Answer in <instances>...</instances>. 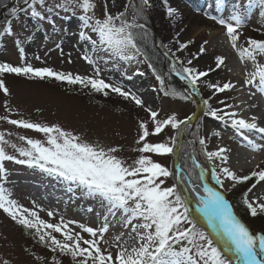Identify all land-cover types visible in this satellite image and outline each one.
Here are the masks:
<instances>
[{
  "label": "snow or ice",
  "instance_id": "obj_1",
  "mask_svg": "<svg viewBox=\"0 0 264 264\" xmlns=\"http://www.w3.org/2000/svg\"><path fill=\"white\" fill-rule=\"evenodd\" d=\"M252 6L250 2L249 7ZM124 7L126 11L113 15L105 6L102 17H97L94 0H53L51 4L47 0H16V6L9 9L12 19H9L0 30V38L16 35L12 20L18 18V13L23 12L34 20H48L52 23L49 14L63 10L73 15L79 13L78 19L84 29L79 31V39L90 42L93 52H101L110 58H118L122 61H133L143 57L146 62L148 57L141 43H147L148 32L145 24L138 21L146 19V9L151 7L150 0H139V4L130 0ZM164 7L167 17L175 21L178 17V9L169 6L167 0H164ZM217 7H220L219 3ZM259 7L260 16L264 17V0H259ZM205 15L225 30L228 42L241 61L253 63L254 69L245 72L243 78V87L249 89V98L257 94L264 96V62L257 60L258 57L264 58V40L249 37L246 46H238L237 41L242 34L240 29L243 28L246 17L236 9H233L226 18L207 13ZM176 35L179 37L180 33ZM175 43L178 45L176 51H172L167 44L161 45L167 49L164 55L169 56L171 53V57L174 58L169 66V73L165 75L169 78L170 74L179 77L187 85L185 91L188 94L172 87L165 88L164 76L158 73L151 63H148V68L159 82V91L165 97L189 100L192 94L200 95L198 85L203 82L202 78H206L209 72L220 69L225 64V58L220 55L215 56V69L210 67L202 71L192 66L193 60L206 53L205 45L208 42L201 44L198 52L191 54L192 58L186 62L176 53L186 50L192 41L180 42L176 39ZM15 46L19 53L20 64L14 66L7 62L0 63V76L14 74L30 80L51 78L70 85H81L93 93L104 96L113 93L125 101L132 102L137 108L143 109L147 113V118L141 119L138 123L136 140L138 147L135 151L139 155L129 164L119 156L121 151L119 147L88 142L59 125L0 117L17 128L32 130L43 135L42 140L19 136V140L25 146H18L0 132V180L6 178L5 162L11 161L39 169L49 176L68 182L70 189L75 186L88 195L106 202L107 210L112 216L117 212L121 213L123 227L130 229L129 235L133 241L131 245L117 244V251L113 254L101 247L103 235L108 230L107 225L98 231L93 227L80 225L81 231H73L69 226L71 222L48 223L39 218L36 211L24 208L16 200L11 199V193L0 184V210L3 213L24 229L31 230L33 238L52 253L71 257L73 264H231L224 255L225 252L231 253L240 264H264V230L253 234L218 191L205 184L201 193L196 185H190L196 194V212L210 229L209 232L199 228L197 222L190 218L188 203L177 191L175 184L171 187L163 186L165 179L172 173L148 154L164 156L173 152V147L167 143H149L147 138L150 135L160 134L168 126L172 129H181L182 125H187L192 120V116L179 120L173 114L160 119L158 112L146 107L139 96L117 84L106 82L100 78L98 71L93 77L56 71L51 67H35L28 62L25 48L19 39L15 41ZM56 48H60V45L57 44ZM82 58L89 64L94 63L87 54ZM36 59L39 60L40 57L36 56ZM205 86L211 90L208 99L202 101L206 107L205 115L230 126L247 140L253 151H264V143H256L248 139V134H259L264 140V126L260 125L257 116L244 118L236 111L213 108L209 103L218 93L234 90L235 84L226 81L206 83ZM0 92L5 96L10 94L3 79H0ZM220 103L226 109L233 107L224 101ZM149 124H151V132ZM214 135L219 136V133L216 132ZM172 139L175 143V137ZM199 144L203 149L205 140L200 138ZM8 148L18 153L20 158L16 154H10ZM226 151L220 148L204 154L210 163L219 159L223 165L228 161ZM192 163L195 168H200L194 156ZM219 172L224 178L233 182L234 186L250 183L251 186L243 193L242 203L250 216L264 214V201L249 198V194L258 185L264 184V167L245 175H240L226 166H221ZM212 176L218 184L223 185L224 181L216 167L212 168ZM202 178L203 170L200 174V179ZM48 216L52 217L53 213L49 211ZM81 232L88 234L90 238H85ZM55 234H59L62 238H58ZM2 264L8 262L3 261ZM52 264H60V261L54 257Z\"/></svg>",
  "mask_w": 264,
  "mask_h": 264
},
{
  "label": "rangeland",
  "instance_id": "obj_2",
  "mask_svg": "<svg viewBox=\"0 0 264 264\" xmlns=\"http://www.w3.org/2000/svg\"><path fill=\"white\" fill-rule=\"evenodd\" d=\"M47 2L51 4L53 0H47ZM94 2L96 16L102 17L105 6L111 14L115 15L126 11L124 6L130 0H94ZM131 2L139 4V0H131ZM167 2L169 6L178 9V17L175 21L167 17L164 0H150L151 7L146 9V19L138 21L145 24L148 32L147 43L142 44L148 52L151 51L145 46L151 44L155 52L159 53L162 58L160 66L152 63L151 57L145 50L148 57L146 62L143 57L133 61H122L118 58H110L101 52H93L90 42L79 39V31L84 30L78 19L79 13L73 15L63 10H56L49 14L52 23L48 20H34L23 12L18 13V18L12 20L16 35L0 38V63L7 62L14 66L20 64L19 53L15 46V41L19 39L25 48L28 62L35 67H51L56 71L93 77L98 71L100 78L106 82L117 84L139 96L146 107L158 112L160 119L173 114L179 120L192 116V120L187 125H182L181 129H172L168 126L160 134L150 135L147 138L149 143H167L173 147V152L164 156L148 154L150 158L161 163L172 173L165 179L163 186L171 187L175 184L177 191L188 203L190 218L197 222L199 228H203V219L196 212V194L190 185H196L202 193V187L206 184L218 191L231 204L234 213L253 234H258L264 230V214L252 217L242 203L243 193L251 184L234 186L233 182L224 178L222 174L220 176L224 183L218 184L212 176L213 167L209 166L206 159L204 161L202 157L199 139L203 138L202 136L208 137L209 132L217 126L224 127L223 122L205 115L206 107L202 101L211 95V90L207 89L205 84L223 83L227 77L230 78L233 75H237L238 81L243 84L242 73L254 69L251 61H241L228 42L225 30L213 20L208 19L205 13L226 18L233 9L238 10L246 19L243 28L240 29L242 34L237 44L246 46V40L249 37L264 40V17L260 16L259 0H167ZM250 2L253 4L252 7H249ZM12 6H16V0H0V30L9 19H12L9 15V9ZM21 7L26 6L21 5ZM128 13L131 18L130 10ZM178 32L179 37L176 35ZM93 38H95L94 35ZM176 39L180 42L192 41L186 50L176 53L185 62L192 58L191 54L198 52L201 44L208 42L205 45L206 53L193 60L192 66L199 70L203 71L210 67L215 69L214 58L217 55L225 58V64L213 71L216 74L214 77L202 78L203 82L198 85L200 95L192 94L189 100L165 97L159 91V82L148 68V63H151L157 72L164 76L165 88L172 87L188 94L185 91L187 85L179 77L170 74L169 78L165 75L169 73V66L174 58L171 57V53L165 56L164 52L167 49L161 45L167 44L172 51H176L178 47L175 43ZM57 44L60 48H56ZM85 54L91 56L93 64L87 63L82 58ZM36 56L40 59L37 60ZM202 59L204 60L201 61ZM257 60L264 62L262 57H258ZM200 63L202 65H199ZM172 78H176L181 86L173 87ZM0 79L4 80L10 93L5 96L0 92V117L7 116L9 119L59 125L88 142L119 147L121 149L119 156L129 164L138 157L139 153L135 151L138 147L136 144L138 123L141 119L147 118V113L137 108L132 102L125 101L113 93L104 96L93 93L81 85H70L51 78L30 80L14 74H4L0 76ZM220 101L240 110L241 106L236 105L238 101L230 90L218 93L209 103L213 108L221 107L226 110ZM149 129L151 132V124ZM0 132L4 133L5 138L11 143L18 146H25L19 140V136L43 139L42 134L17 128L2 119H0ZM173 137H175V143H173ZM218 142V138L214 135L210 139L207 138L205 150L207 148V151H211L212 148H216ZM7 151L20 158L13 149L8 148ZM193 156L200 168L193 166ZM249 159L251 166H248L245 172H237L236 168H231L230 165L228 167L240 175L249 174L252 170L264 167V163H259L257 157L250 156ZM5 167L6 178L0 180V184L11 193V199L16 200L24 208L36 211L39 218L48 223L71 222L69 226L73 231H81L80 225L93 227L97 231L107 225L108 230L103 235L101 247L113 254L117 251V244L131 245L133 243L129 235L130 229L123 227L121 213L117 212L115 216L109 214L106 202L100 198L90 196L75 186L70 189L68 182L27 165L6 161ZM201 170H203L202 179H200ZM20 178L32 181L35 190L31 191V188L28 190L22 187L17 181ZM262 187L264 184L258 185L249 194V198L252 200L255 190ZM51 188L54 190L44 193ZM63 197H67L68 204L56 203L58 198L63 200ZM49 211L53 213L52 217L48 216ZM81 234L85 238H90L86 233L81 232ZM55 235L62 238L59 234ZM224 255L231 264H240L231 253L225 252ZM54 257L60 261V264H73L71 257L52 253L33 238L31 230L16 224L0 210V264L3 261H7L8 264H52Z\"/></svg>",
  "mask_w": 264,
  "mask_h": 264
},
{
  "label": "bare ground",
  "instance_id": "obj_3",
  "mask_svg": "<svg viewBox=\"0 0 264 264\" xmlns=\"http://www.w3.org/2000/svg\"><path fill=\"white\" fill-rule=\"evenodd\" d=\"M203 60L204 59H202L201 61ZM199 65H202V64L200 63ZM205 70H208V69H205ZM215 75L216 74L213 71H211L209 72V75L207 76V78L214 77ZM242 76H244L243 73H242ZM238 79L239 77L237 75H233L230 78L227 77L224 80V82L230 81L233 84H235L236 86L235 89L230 90V92L234 93L235 98L238 101L236 105L239 104L241 106L240 110H238L236 107H233L232 109H226V110L224 109V111H229V110L236 111L240 116L244 118H248L252 115L258 116V122L260 123V125L264 126V96L259 97L260 94H257L256 96L249 98V89L243 87V84L241 83V81H238ZM236 93H238L237 96H236ZM253 104L255 105V107H250V105H253ZM220 109L222 108L220 107ZM215 128L216 129H212L209 132L208 137H204V136L202 137L207 141V138L210 139L211 136L214 135V133L218 132L219 136L214 135L219 140V142L216 144L218 146L216 148H212L211 151H217L220 148L226 149L227 151L225 155H227L228 161L226 164H223V165H221V162L219 159H216L210 163L204 154L205 152H207V148L206 150L204 147L202 149L201 145L199 144L204 161L206 159L207 164L209 166L216 167L218 174H222L219 172V169L221 166L228 167L229 165L231 168L232 167L236 168L237 172H243V171L245 172L246 168H248V166H251L249 155L245 152V149H247L248 147L250 148L249 144L245 143L240 138L241 137L240 134L235 132V130L232 129L230 126L224 125L223 127L221 125V127L217 126ZM260 143H264V140H262L261 138H260ZM254 152H255V156L257 157L259 163L260 162L264 163L262 161V156L264 157V151H254ZM17 181L21 183L22 187H25L28 190H30L31 188V191L34 190L33 182L30 181L29 179L20 178ZM222 189H224V186H222ZM253 199L256 201H264V187H262L259 190L258 189L255 190V194L253 195L252 200ZM229 205L231 206L230 203Z\"/></svg>",
  "mask_w": 264,
  "mask_h": 264
},
{
  "label": "trees",
  "instance_id": "obj_4",
  "mask_svg": "<svg viewBox=\"0 0 264 264\" xmlns=\"http://www.w3.org/2000/svg\"><path fill=\"white\" fill-rule=\"evenodd\" d=\"M144 45H145V44H144ZM141 46H142V48H144V46H143L142 43H141ZM145 47L149 48L150 51H151V52H148V51L144 48L145 52L151 57V61H152V63H153V64H156V65H158V66H160V65L162 64V61H161L162 58L160 57L159 53L157 54V53L155 52V50L152 48V45H151V44H148V45L145 46ZM171 85H172L173 87H180V86H181L180 83L177 81L176 78H172V79H171Z\"/></svg>",
  "mask_w": 264,
  "mask_h": 264
},
{
  "label": "water",
  "instance_id": "obj_5",
  "mask_svg": "<svg viewBox=\"0 0 264 264\" xmlns=\"http://www.w3.org/2000/svg\"><path fill=\"white\" fill-rule=\"evenodd\" d=\"M10 6V5H9ZM8 7V6H7Z\"/></svg>",
  "mask_w": 264,
  "mask_h": 264
}]
</instances>
